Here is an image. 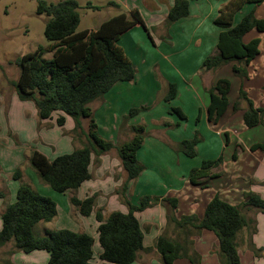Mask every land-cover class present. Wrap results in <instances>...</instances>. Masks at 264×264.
<instances>
[{"label":"crops","instance_id":"obj_1","mask_svg":"<svg viewBox=\"0 0 264 264\" xmlns=\"http://www.w3.org/2000/svg\"><path fill=\"white\" fill-rule=\"evenodd\" d=\"M46 1L55 2L58 0ZM76 1L79 9L84 8V5L90 2L92 5H101L102 7L99 10L86 9L97 13L105 12L103 16L96 18L93 27L83 29H95L101 22L117 13L115 8L105 5L109 0ZM113 1L117 2L125 11L136 9L146 25L151 39L139 24L132 26L120 35L117 44L135 68L134 78L128 82L114 83L101 98L90 102L89 106L98 134L113 143L120 140L123 142L131 137L130 132H120L119 130L122 118L128 110L131 107L150 106L149 109L138 112L126 121L127 126L135 124L144 126L146 134L135 153L143 170L135 179L127 182L123 195L113 192L117 186L120 189V185L126 178L116 150L113 148L98 156L96 161L92 155L89 166L91 177L85 180L75 192H56L59 194L48 195V197L54 200L56 208L59 203L63 206L68 224H72L70 230L86 232L93 237L92 262L113 264L99 259L101 248L96 242L98 241V222L84 219L94 213L92 212L89 216H81L76 210V216L71 217L72 206L68 201L71 194H74L78 199H84L97 193L94 211L99 209L104 218L113 210L127 211L125 199L132 204H137L141 196L149 195L158 197V199L175 197L177 199V206L174 210L175 218L195 215L198 219L202 217L207 202L214 195H218L221 199L241 209L246 218L253 219L255 228L253 234L250 235L253 229V224H251L242 227L234 236L240 264H264V257H256L250 248L251 243L255 247L264 246V212L242 207L248 193L258 194L264 199V151L249 149L255 143L264 144V135L247 138L248 140H245V137L240 138L238 135L240 132L246 133L242 122L246 102L239 100L238 109H233V104L238 99L239 88L243 87L254 105L263 109L262 123L254 127H264V46L249 64L247 76L243 79L232 71L233 65H237V62L205 70L202 67V61L205 57L216 52L215 45L221 31L212 23V20L227 0H188V15L174 21L169 26L164 24V19L173 0ZM251 9L257 18H264V3L255 7L246 4L234 14L233 23H237ZM4 12L6 16L11 13L6 7ZM16 27H18L16 22L2 27L6 34L1 33V39L11 38L13 36L11 31ZM249 32L244 35L243 41L247 42L251 38L258 37L260 48L264 43V32L258 33L256 30ZM219 78H226L230 81L227 93L228 105L218 121L212 124L207 119V106L210 101L208 89ZM168 83L175 84L176 93L170 101L166 102L161 99V96ZM21 102L28 105V107L23 106L24 116L26 118L30 116L32 119L37 118L33 102ZM170 107H178L185 114V119H180L175 113L170 112ZM47 121L36 122L37 126L35 127L38 128V132H40V127L46 126ZM67 121L66 116L64 124ZM166 122L171 125L178 124L167 126ZM232 123L237 127L244 126V130L232 129L230 127ZM85 130V125L81 124V129L75 133L78 140H74L73 145H65L63 141L64 144L59 149L60 151H58V147H53L50 143L51 146L48 145L52 150L50 152L49 147L45 151L41 149L42 147L30 149V152L37 150L48 159L59 154L69 153L73 149L82 147L85 143L83 134ZM70 131L73 132L74 129ZM195 132L198 133L200 139L195 145L196 153L193 157H187L172 148L173 143L182 139H190ZM71 138L73 139V137ZM4 140H6L5 137L0 138V142ZM233 143L234 147L232 148ZM225 154H228L229 161L234 160L236 163L235 170L227 172L225 169V164H223ZM243 155L246 157L245 164L238 168L239 156L243 157ZM217 157H221L222 165L212 170L217 174L216 176L205 180L201 185L191 184L188 181L191 168L198 167L204 159ZM93 162L97 165L95 166ZM113 172H116L115 179H117L112 180L107 186L106 183L111 179L110 175ZM213 179L216 181H210ZM18 186L19 184L15 187L11 197L14 192L16 193ZM7 203L9 202H6L3 194L0 193V216ZM135 216L142 230L143 239L142 248L138 251L136 259L130 264H163L155 248L157 237L164 234L169 239L183 241L186 238L185 234L189 231H191V235L188 236L190 242L186 247V253L195 252L200 257V264H220L216 254L217 238L211 230L196 231L187 226L185 233L184 229L175 227L174 222L166 218V211L159 202L153 203L142 211L135 212ZM88 227L92 228V231H88ZM46 228L49 229L47 226L41 227V232H44ZM10 250H13L12 242L0 246V264H45L48 259V253L44 250H33L28 253L10 252ZM171 264L191 263L188 258L179 257Z\"/></svg>","mask_w":264,"mask_h":264},{"label":"trees","instance_id":"obj_2","mask_svg":"<svg viewBox=\"0 0 264 264\" xmlns=\"http://www.w3.org/2000/svg\"><path fill=\"white\" fill-rule=\"evenodd\" d=\"M262 2L264 0H227L219 8L212 23L221 31L215 45L216 52L202 61L205 70L237 62L232 71L242 79L247 76L249 64L259 53L260 40L254 37L244 42L243 37L251 30L264 32V18H257L253 9L237 23H233V17L244 5L251 4L255 7ZM35 3V13L45 16L43 35L48 43L15 59L14 63L19 68L17 79L12 82L16 95L21 101L33 102L39 120L51 119L53 113L57 112L55 123L60 127L64 125L66 116L73 119L74 130L81 129V119H86L87 125L83 132L85 143L82 147L56 155L52 159L33 150L28 157L29 164L38 179L52 190L60 193L75 192L91 177L89 166L92 155L96 161L98 156L114 148L126 174L122 187L116 191L123 195L127 182L135 179L143 170L135 153L146 134L142 124L127 126L126 121L150 106L131 107L119 127L120 132L128 131L131 137L126 141L113 143L98 134L89 104L101 98L114 83L128 82L134 78L135 68L117 44L120 35L136 24L141 25L151 39L149 31L136 9L125 11L113 0L107 1L105 5L115 8V15L101 22L95 29L82 30H77L80 16L76 0H35ZM84 7L99 10L102 6L87 2ZM188 13V0H173L164 24L169 26ZM46 54H50V57L44 58ZM229 87L228 79L219 78L208 89L210 101L207 106V119L212 124L218 121L228 105ZM175 93V84L168 83L161 99L170 101ZM239 100L246 102L242 116L243 125L251 128L262 123L263 109L254 105L243 87L239 88L238 99L233 104L234 110L238 109ZM169 111L180 119H185V114L178 107H170ZM177 124L165 123L167 126ZM199 139L195 132L192 138L173 143L172 148L187 157H193ZM249 149L264 151V144L255 143ZM221 162V157L202 160L198 167L190 169L188 181L191 184H203L205 180L217 175L212 170L218 168ZM11 177L19 179L20 170H15ZM96 197L97 193H93L84 199H78L71 194L68 201L81 216L94 213L98 222L97 240L101 248L99 259L113 264H130L136 259L142 248L143 234L135 212L156 202L164 207L166 218L172 220L175 227L184 229L185 233L187 226L196 231L208 229L214 232L220 264H240L234 236L242 227L253 224V219L246 218L241 209L218 195H214L207 202L200 219L195 215L175 218V197L158 199L149 195L141 196L137 204L125 199L127 211L113 210L104 218L99 209L94 211ZM242 207L264 212V199L258 194L248 193ZM56 214V203L52 198L36 192L28 184L20 183L14 201L4 205L0 216V246L12 242L13 250L10 252L44 250L48 253L45 264H96L92 262L94 240L90 234L67 228L45 229L41 235L34 233V226L38 222H49ZM254 231L253 224L250 235ZM190 235L191 231L187 232L183 241L169 239L164 234L157 237L155 248L163 264H171L179 257L188 258L191 264H200V257L195 252L186 253ZM250 248L256 257H264V246L255 247L251 243Z\"/></svg>","mask_w":264,"mask_h":264},{"label":"rangeland","instance_id":"obj_3","mask_svg":"<svg viewBox=\"0 0 264 264\" xmlns=\"http://www.w3.org/2000/svg\"><path fill=\"white\" fill-rule=\"evenodd\" d=\"M262 3H260V5H262ZM35 6V0H0V138H6V140L0 142V193L3 194L5 201L9 203L14 201L15 192L12 197L11 194L20 183L30 185L36 192L42 195L59 194L38 179L35 170L31 168L28 161L30 149L42 147L41 149L45 151L51 146L49 145L51 143L53 147H58V151H60L59 149H61L64 142L65 145H73V141L78 140L75 134L78 130H74L75 132L70 131L74 127V122L71 117L67 116L68 121L63 126L60 127L56 125L55 117L58 114L57 112L53 113L52 118L48 119L47 123H45L46 126L40 127V132H38V128L35 126H37L36 122L39 120L36 117L32 119L30 116L27 118L24 116L23 106L28 107V105L17 99L15 87L12 85V81L17 79L19 73V68L14 63L15 59L26 52L34 50L39 45H46L48 43L43 35L45 16L37 15L35 13ZM5 7L11 11L7 16L4 12ZM78 11L80 21L77 30L93 27L96 18L105 14L104 11L99 13L92 12L85 7L80 8ZM14 22H16V24L18 23V27L14 29L15 31H11L13 36L9 39H1V33L4 35L6 34L2 27L6 24L9 25V23L14 24ZM263 46L264 43L259 50L262 51ZM49 57L50 54L44 56V58ZM227 64H230V62ZM227 64L222 66H227ZM51 122L54 123L52 124ZM81 124L86 127L87 120L82 119ZM230 127L236 129V131L244 130V126L237 127L234 123H232ZM262 128L259 126L253 128L245 127L246 133L240 132L238 135L240 138L245 137V140H248L251 137L264 135V129ZM31 129H33L32 132ZM71 137H73V139ZM120 142L121 140L117 143ZM231 146L233 148L234 143ZM50 149L51 147H49V152L52 151ZM227 152L228 150L226 153ZM227 155L228 154L224 155L223 164H225L227 172H230L233 169L235 170L237 165L234 160L229 161ZM239 158L240 162L238 163V168L245 164L246 157L243 155V157L239 156ZM93 164L95 166L97 165V163L94 162ZM17 169L20 170L21 177L19 179H14L10 174ZM115 176L116 172H113L112 175H110L111 179H109L106 185L110 184L112 180H116L117 178L115 179ZM210 181L213 182L216 181V179ZM121 185L120 188L122 187ZM104 188L107 189L105 186ZM117 190H119V186H117L113 192ZM71 208V217L74 218L76 216V209L73 206ZM57 210L56 216L50 222L40 221L34 226L33 230L35 234H43V232H41V227L43 226H47L49 229H71L70 225L72 224H68L67 215L64 214L65 210L60 203L58 204ZM84 219L90 220L91 222L92 220L93 222L96 221L94 215ZM87 229L88 231H92L90 227ZM96 242L99 246L98 241Z\"/></svg>","mask_w":264,"mask_h":264}]
</instances>
